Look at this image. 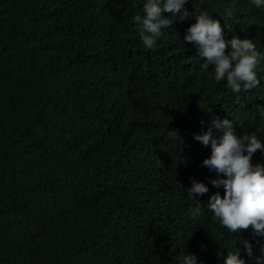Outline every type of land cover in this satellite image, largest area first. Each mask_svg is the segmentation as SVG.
<instances>
[{"label":"trees","instance_id":"1","mask_svg":"<svg viewBox=\"0 0 264 264\" xmlns=\"http://www.w3.org/2000/svg\"><path fill=\"white\" fill-rule=\"evenodd\" d=\"M144 3L0 0V264H180L186 252L224 264L234 250L237 234L207 204L224 195L211 183L222 177L203 165L210 145L193 137L217 117L264 142V61L260 85L237 97L184 41L195 15L164 13L173 25L154 49L144 46L132 19ZM185 7L264 53V8L251 0ZM252 163L264 165V151ZM193 180L208 187L194 194L195 219ZM239 236L252 248L238 240L240 257L257 264L264 236Z\"/></svg>","mask_w":264,"mask_h":264},{"label":"clouds","instance_id":"2","mask_svg":"<svg viewBox=\"0 0 264 264\" xmlns=\"http://www.w3.org/2000/svg\"><path fill=\"white\" fill-rule=\"evenodd\" d=\"M188 0H145L143 15L136 14L133 21L141 32L144 46L152 50L157 46V40L163 36V29L170 28L174 21L164 13H170L180 21L195 15L196 21L186 30L184 41L195 44L199 57L203 59L201 67L209 69L214 66V79L216 82L225 81L228 89L239 97L241 92H248L260 85L257 74L264 53L257 50L251 39H240L233 36L225 39L224 25L219 19L213 18L207 12H190L185 7ZM256 8H264V0H251ZM233 15L231 9L225 11V17ZM230 46V51H229ZM257 110L264 116V106ZM213 128L222 130L218 138L213 135ZM172 138H180L178 132L168 130ZM195 140L204 146L211 147V154L203 160V165L214 171L219 179H213L214 186L223 185L224 195L212 194L207 201L208 208L213 213V219L230 233L237 234L234 250L229 251L224 264H246L235 248L239 240L243 243L248 254H252L251 244L243 240L239 233L252 231L254 236H264V165H253L252 157L258 151H264V142L251 134L237 135L232 120L215 118L207 131L194 134ZM182 140V139H181ZM159 164H162L158 160ZM208 187L203 182L192 181L187 189V197L196 200L195 195H204ZM197 201L195 208L191 209L193 219L202 215L201 202ZM257 264H264V257H257ZM180 264H197V257L186 252L180 257Z\"/></svg>","mask_w":264,"mask_h":264}]
</instances>
